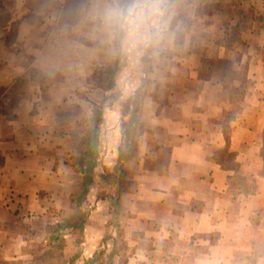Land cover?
<instances>
[{"label": "crops", "instance_id": "0c3cea01", "mask_svg": "<svg viewBox=\"0 0 264 264\" xmlns=\"http://www.w3.org/2000/svg\"><path fill=\"white\" fill-rule=\"evenodd\" d=\"M112 4L0 0V264L46 262L56 223L53 264H264V0H171L135 48ZM31 70L44 86L16 91ZM96 106L77 205L83 152L61 124Z\"/></svg>", "mask_w": 264, "mask_h": 264}, {"label": "trees", "instance_id": "16d2710c", "mask_svg": "<svg viewBox=\"0 0 264 264\" xmlns=\"http://www.w3.org/2000/svg\"><path fill=\"white\" fill-rule=\"evenodd\" d=\"M33 76H29L28 78H21V90L25 89L27 84H39L44 86L45 76L36 70H32ZM31 73V72H30ZM0 106H2L0 104ZM82 109L77 107L74 110V113L65 115L63 117V123L61 124V130L63 131H71L74 135V139L77 142L78 148L83 152L82 158H76V162L74 164L76 171L81 173L84 176V184L82 192L76 196L77 205H81L84 202L86 194L88 192V185L90 183V179L88 175L94 166V159L97 155V145H98V137L99 131L101 128V124L103 123V107H97L92 109L91 114L82 115ZM131 120H135L134 112L130 114ZM121 156V152L119 157ZM84 162V163H83ZM103 179L106 181L115 180L111 175L103 176ZM121 185H119L120 188ZM65 227L61 224L56 223L53 225L48 233L47 246L44 253L45 261L42 264H53L49 263V261L56 260L57 252H59L60 248L63 246V236H64ZM58 256V255H57ZM94 259V258H93ZM92 259V260H93ZM95 261H92V264H95Z\"/></svg>", "mask_w": 264, "mask_h": 264}, {"label": "clouds", "instance_id": "9594fccd", "mask_svg": "<svg viewBox=\"0 0 264 264\" xmlns=\"http://www.w3.org/2000/svg\"><path fill=\"white\" fill-rule=\"evenodd\" d=\"M170 5L171 0H113L106 20L126 45L146 47L167 25Z\"/></svg>", "mask_w": 264, "mask_h": 264}, {"label": "rangeland", "instance_id": "374dc122", "mask_svg": "<svg viewBox=\"0 0 264 264\" xmlns=\"http://www.w3.org/2000/svg\"><path fill=\"white\" fill-rule=\"evenodd\" d=\"M31 73H29V76L31 75V76H33V72H32V70L30 71ZM53 75V74H52ZM52 75L50 74V79L52 78ZM46 80V79H45ZM45 80H44V82H45ZM15 87H16V91H24V89H22L21 90V82H20V80L16 83V85H15ZM0 93H1V89H0ZM59 254V252H57V255ZM57 255H56V258H57ZM55 258V259H56ZM53 261H55V260H53Z\"/></svg>", "mask_w": 264, "mask_h": 264}]
</instances>
